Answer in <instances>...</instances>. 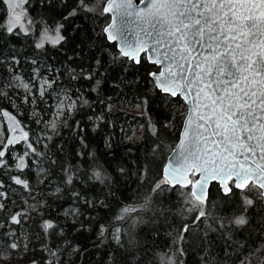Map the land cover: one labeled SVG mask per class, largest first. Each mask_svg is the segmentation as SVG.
Segmentation results:
<instances>
[{
	"label": "trees",
	"instance_id": "obj_1",
	"mask_svg": "<svg viewBox=\"0 0 264 264\" xmlns=\"http://www.w3.org/2000/svg\"><path fill=\"white\" fill-rule=\"evenodd\" d=\"M84 3L92 11L82 10L78 0H28L27 17L37 31L14 29L9 34L3 25L6 4L0 0V77L10 78L3 68L8 61L3 60L14 55L17 59L7 64L27 81H32L34 69L46 75L49 91L43 97L34 93L38 118L50 112L43 107L44 99L55 101L56 94L69 95L77 103L71 114L66 113L44 156V180L34 177L30 163L17 168L9 151L4 157L7 167H0V193L4 194L0 221L4 209L35 214L22 232L18 224L8 223L11 235L19 233L27 239L25 262L168 264L166 256L174 253L177 264H264L262 191L250 184L258 195L246 205L241 198L245 191L231 183V192L225 195L213 183L205 203L207 212L198 219L197 210L188 206L193 198L191 186L171 187L163 177L187 115L185 102L180 96L162 94L155 86L149 73L160 68L146 54L139 64L121 56L104 32L111 21L101 11L104 3ZM58 27L62 41L37 47L39 29ZM22 117L20 125L27 122ZM140 127L139 142L126 144L123 135ZM16 169L20 174L14 173ZM14 178L25 181L27 187L16 184ZM191 179L195 182L198 176ZM56 186L62 189L57 195L53 193ZM31 197L36 206L28 210ZM72 207L79 209L80 219L60 226L59 213ZM46 222L54 223L53 227H46ZM15 239L12 250H19L23 246ZM5 245L9 247L8 242Z\"/></svg>",
	"mask_w": 264,
	"mask_h": 264
},
{
	"label": "snow or ice",
	"instance_id": "obj_2",
	"mask_svg": "<svg viewBox=\"0 0 264 264\" xmlns=\"http://www.w3.org/2000/svg\"><path fill=\"white\" fill-rule=\"evenodd\" d=\"M4 2L16 20L26 19L21 6L28 0H16L15 7L11 6L14 0ZM99 2L105 5L101 11L112 15L104 31L109 40H118L123 46L121 56L139 64L137 54L141 50L151 51L152 62L162 70L149 75L162 94L172 98L179 95L191 111L199 107L197 101L204 88L211 96L207 116H199L194 126L185 125L187 139L180 142L175 166L169 165L170 175L181 181L182 175L187 177L189 171L199 169V190L193 186L190 196L204 194L209 173L219 178L217 182L222 192L227 177L235 176L232 187H238L237 181L242 177L239 168L243 164L237 167L229 157L244 155L248 160V153L254 157L264 150V0H147L144 7L137 6L134 0ZM78 6L92 11L84 0H78ZM26 22L33 23L30 19ZM6 31L13 33L11 22ZM48 33L45 29L44 37L53 44L64 39L59 27L55 35ZM37 47H43V43ZM99 83L97 81V85ZM46 86H49L48 81L41 86V95ZM23 87L28 90L29 86L24 84ZM3 94L0 91V95ZM70 106H74V102L70 101ZM59 108H63V101ZM3 115L9 114L4 112ZM52 127H56L55 123ZM8 132L10 137L12 129ZM23 140L27 143L24 156L35 153L36 149L28 143L27 132L23 133ZM16 142L0 137V167H7L5 154ZM17 159L16 167H24V157ZM253 163H259L260 175L264 173V153L260 162ZM168 174L166 169L165 179ZM14 181L27 187L19 178ZM191 183L186 181L183 186ZM3 198L4 194L0 193V199ZM3 207L0 203V210ZM20 215L14 214L12 222L20 223L17 219ZM46 227L53 225L46 222ZM9 246L16 248L15 243Z\"/></svg>",
	"mask_w": 264,
	"mask_h": 264
},
{
	"label": "rangeland",
	"instance_id": "obj_3",
	"mask_svg": "<svg viewBox=\"0 0 264 264\" xmlns=\"http://www.w3.org/2000/svg\"><path fill=\"white\" fill-rule=\"evenodd\" d=\"M16 0L12 3V7H15ZM5 17H4V24L6 27L9 26V23L11 22V25L14 29H21L24 32H34V29L37 31L36 28L33 27V23L29 25L26 22V19H28L27 15V8L26 3L23 4L21 7L26 12V19L16 20L15 17H13L9 13V7L5 5ZM23 25V28L20 27V25ZM60 28V27H59ZM46 28L39 29L40 33L38 36V42L36 45L41 44L43 42H47L48 40L44 37V30ZM55 30H49V35H55ZM60 34V33H59ZM33 36V35H32ZM33 40L35 41V38L33 37ZM17 59V56H9L8 61L4 64V70L5 75L10 77L8 80L5 78H1L3 81V88H1L0 91H2L4 94L0 95V137H2L5 141L8 138L13 139L14 141H18L14 143V145L9 146V153L11 157V160L14 161L15 165L19 163V160L17 159L20 156L24 157V164L25 166L21 169H24L27 165L30 163V167L32 169V172L34 173V177L40 181L44 180L46 177V169L43 162L45 154L48 152L49 145L55 140L56 134L59 133L60 127L62 125L63 118H66V113H72L73 109L77 107V103L73 100V98L69 97V95H66L64 93H60L59 97H57V94L52 96L55 98V101H49L47 99H44V109L50 110L48 112V115H41V117H37V110L35 109V91L38 96H44L50 88V82L47 80L46 75L41 76L39 75V72L34 69V76L32 81H27L21 73H16L15 69L7 64L11 60ZM18 62L16 61V64ZM5 76V77H6ZM48 81L49 86H46L44 95L40 94L41 86L44 85V82ZM24 84H28V90H25L23 87ZM19 85V86H17ZM31 97V98H30ZM61 101H63V108L60 109L59 106L61 104ZM70 101L74 102V106H70ZM59 102V103H58ZM30 107V109L28 108ZM25 109L23 111L22 109ZM28 109V110H27ZM129 109V108H127ZM137 109V107L135 108ZM133 109V111L135 110ZM7 112L9 115L4 116L3 113ZM26 117L27 122L24 125H20L18 118L19 117ZM13 117L15 119H13ZM22 117V118H23ZM55 123L56 127L53 128L52 124ZM31 127V129H30ZM12 129L11 136L9 137L8 129ZM96 129V126L94 127ZM28 133V143H31L33 147L36 149L35 153H31L28 156H24V153L27 149V143L23 140V133ZM142 134V128L140 127L138 129H133L130 132H127L123 135L122 139L125 140L126 144L135 145L139 142L140 137ZM17 143H21V147H18V145H15ZM13 146H15L13 148ZM14 173H19L18 169L14 170ZM56 191H54V194H59L62 189H60L58 186L55 187ZM248 190V192H246ZM243 191H245L242 195V201L246 205H251L253 202L254 195L257 194V190L253 187L247 186ZM247 193V194H246ZM37 200V199H36ZM195 200V201H194ZM27 203V202H26ZM28 204V210H31L36 206L35 197H31V200L27 203ZM189 207H193L198 212V217H202L206 214V205L205 203H201L198 200H196L194 197L191 198L190 202L188 203ZM9 207V206H8ZM20 205L16 207V209H20ZM135 208V207H133ZM189 212H193L192 208H188ZM10 210V209H9ZM3 217L0 221V231L3 233V235L0 237V264H27L25 262V256L28 252V245H27V239L24 237L21 238L19 236V233H15L14 235L8 232L9 228H12V225L8 224L10 221H12L10 218L16 214L15 212H9L7 209L3 210ZM18 213H21L20 216L17 217V219L20 221V223H16L18 232H22V230L25 227V223L31 218L35 217V214H28L26 211H19ZM60 219L58 224L60 226H63V224L67 222H72V220H77L81 216V212L77 207H72L69 210H64L62 213H59ZM88 216L86 217V219ZM80 219V218H79ZM197 219V218H196ZM53 225L54 223L51 222ZM83 226V221L79 224L78 228H81ZM187 228V227H186ZM7 230V232H6ZM63 230V227L61 230L58 231L60 234ZM18 239H15L17 238ZM21 240H20V238ZM13 238L15 240H18L22 244V248L19 250H12V248L6 247L5 243L8 242L10 245L13 241ZM7 239V241H6ZM24 239V240H23ZM182 236L179 239V244L181 243ZM38 248H43V245L39 244ZM177 257L174 253H168L166 256V261L168 264H177L176 263Z\"/></svg>",
	"mask_w": 264,
	"mask_h": 264
},
{
	"label": "water",
	"instance_id": "obj_4",
	"mask_svg": "<svg viewBox=\"0 0 264 264\" xmlns=\"http://www.w3.org/2000/svg\"><path fill=\"white\" fill-rule=\"evenodd\" d=\"M134 3L137 6H139V7H144L147 4V0H134ZM245 7H247V6H245ZM240 11L243 12L244 8H241ZM107 14H109L111 16V19H112L111 13L109 12ZM12 16L15 17L14 15H12ZM110 23H111V21H110ZM106 36H107V34H106ZM107 38H108V36H107ZM109 41L112 42V43H116L117 44V48H118L119 51L123 47L119 43L118 40H109ZM143 54H146V57H147L148 61L151 64L157 65L160 68V70H162L160 65L152 62V60H151V51L150 50H148L147 52L141 50L137 54L139 60H140V58H141V56ZM126 58H128V57H126ZM191 99H192V96L189 97V100H191ZM197 103L199 104V107L195 111H191L189 104L185 103L186 106H187V115H186V117L184 119V122H183V125H182V129H181V132H180L179 140H178L175 148L172 150V152L168 156L167 161H166V163H165V165L163 167V177L165 179V170L167 169L169 174L167 175V178L165 179V181L171 187H176V186L188 187V186H191V188H193V186H195L196 190H199V185L197 183V180H200L201 176H200L198 168H194L191 171H189L188 174H187V177H184L182 175L181 181L175 180L170 175L171 169L169 168L170 164L173 167L175 166L176 157L178 156L179 151H180L179 145H180L181 140L182 139H184V140L187 139V136L185 134V125H189L190 127L194 126L197 123L199 116H201V115L207 116V113H208L207 106L211 103V96L208 93V89L207 88L203 89V91L201 92V95H200ZM262 153H264V150L258 151L254 157L251 155V153H248L247 155L250 157V159H248V160H245L244 155H239L238 158L229 157V159L237 167L239 166V164H241V163L243 164V167L239 168V171L241 172L242 177H241V179L239 181H237L238 187H236V188H238L240 190H244L249 184H254L255 186H257L262 191L263 205H264V173H262L260 175L261 169L259 167V163H255V164L253 163V161L260 162ZM192 175L198 176V179L195 182L191 183V184H187V186H183V185L186 184V181H192V179H191ZM209 176H210V178H209L208 182L204 185V194L203 195H195V196H193L196 200H198L201 203H206L207 202V200L209 198V190H210L211 185L213 183L219 184L217 182V180L219 178L211 177V173H209ZM235 180H236L235 176L227 177V178L224 179V181H223V186H224L223 193L230 194V192H231L230 183L232 181L235 182ZM219 186L221 187L220 184H219ZM228 194H225V195H228Z\"/></svg>",
	"mask_w": 264,
	"mask_h": 264
},
{
	"label": "bare ground",
	"instance_id": "obj_5",
	"mask_svg": "<svg viewBox=\"0 0 264 264\" xmlns=\"http://www.w3.org/2000/svg\"><path fill=\"white\" fill-rule=\"evenodd\" d=\"M59 103V102H58ZM165 180V179H164ZM192 189V188H191Z\"/></svg>",
	"mask_w": 264,
	"mask_h": 264
},
{
	"label": "flooded vegetation",
	"instance_id": "obj_6",
	"mask_svg": "<svg viewBox=\"0 0 264 264\" xmlns=\"http://www.w3.org/2000/svg\"><path fill=\"white\" fill-rule=\"evenodd\" d=\"M233 183V182H232Z\"/></svg>",
	"mask_w": 264,
	"mask_h": 264
}]
</instances>
